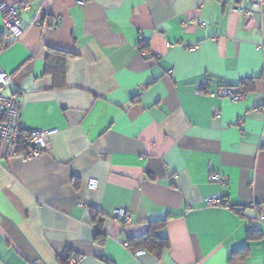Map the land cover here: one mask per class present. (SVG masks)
<instances>
[{
  "label": "crops",
  "instance_id": "0c3cea01",
  "mask_svg": "<svg viewBox=\"0 0 264 264\" xmlns=\"http://www.w3.org/2000/svg\"><path fill=\"white\" fill-rule=\"evenodd\" d=\"M87 1L0 0L29 4L18 38L0 10L4 93L25 131L52 132L35 158L0 141V264H264V8L248 22L251 0ZM208 80H245L247 97L197 94ZM163 219L169 248L134 256Z\"/></svg>",
  "mask_w": 264,
  "mask_h": 264
},
{
  "label": "built area",
  "instance_id": "2783aa9c",
  "mask_svg": "<svg viewBox=\"0 0 264 264\" xmlns=\"http://www.w3.org/2000/svg\"><path fill=\"white\" fill-rule=\"evenodd\" d=\"M87 0H78L79 5L83 6ZM29 4L23 3L17 7L15 4L3 2L0 4V10L3 13L4 25L6 31L14 37H20L25 30L26 23L22 19L20 11L27 8ZM264 8V0H251L249 9L238 8L237 11L248 22H255L257 16L261 15ZM12 83L10 74L0 68V141L8 146H20L24 142L27 146L26 156L35 158L49 148V139L52 134L51 131L31 130L25 131L21 124V101L15 95H6L4 93L6 87ZM197 94L208 95L211 97L227 98L233 102H240L245 100L247 93L240 88H232L228 86H219L216 91H212L208 81L203 82L197 88ZM15 154H19L18 152ZM209 179L211 181H218L222 185L226 184V180L221 174L211 172ZM99 187V180L90 178L87 182L89 190H97ZM205 203L209 206H218L223 203V199L217 195H210L205 198ZM227 205V204H226ZM113 217L117 220L125 222L127 225L131 224V218L125 209H116ZM263 218V217H262ZM127 246V244H125ZM145 253L144 250H137L134 256L139 257ZM81 257H71L69 264H81Z\"/></svg>",
  "mask_w": 264,
  "mask_h": 264
},
{
  "label": "trees",
  "instance_id": "16d2710c",
  "mask_svg": "<svg viewBox=\"0 0 264 264\" xmlns=\"http://www.w3.org/2000/svg\"><path fill=\"white\" fill-rule=\"evenodd\" d=\"M56 52V54H63L64 57L68 56L69 52H64L61 50H52L51 52ZM51 54L48 55V58L50 57ZM50 60V59H48ZM208 82L210 83V81L208 80ZM246 81H242L241 83L237 84V85H227V84H219V86H228V87H232V88H240L242 91L247 93V90L245 89L244 85H245ZM20 148H22L23 150L21 151L24 155H26V149L27 146L25 145L24 142L20 143ZM225 201L223 200V203L225 205ZM97 212L91 211V217L94 219L96 218ZM260 220H263V218H261ZM167 220L163 219V220H158V221H152L150 222L149 225V229L147 230V232H145L143 235L138 236L134 239L135 244L137 245L136 248L133 247L132 242H129V247L133 248L134 251L138 250L139 248H143L146 251H152L155 252L158 257L161 256L162 252L164 249L169 248V241L168 238L163 237L160 234V230L166 225ZM80 257L78 255L75 254H69L67 255V257L64 258V262L65 264H69V260L71 257Z\"/></svg>",
  "mask_w": 264,
  "mask_h": 264
}]
</instances>
